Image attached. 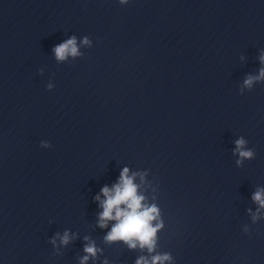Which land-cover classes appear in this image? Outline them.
Listing matches in <instances>:
<instances>
[{
	"label": "clouds",
	"instance_id": "1",
	"mask_svg": "<svg viewBox=\"0 0 264 264\" xmlns=\"http://www.w3.org/2000/svg\"><path fill=\"white\" fill-rule=\"evenodd\" d=\"M121 3H127V0H120ZM83 46H89L90 40L84 37L80 42ZM55 58L59 62L65 61L69 56L75 58L82 53L79 50L77 38L70 37L64 42L53 48ZM261 64H264V53L259 57ZM264 80V67L259 70L256 76L249 75L244 80V86L251 88L256 81ZM52 87L51 84L48 85ZM236 148L234 154H238L239 159L237 165H241L245 159H253L254 152L246 149V141L243 138L235 141ZM41 147L50 148L51 144L47 141H41ZM139 175L143 180V174L132 173L129 175V169L123 168L120 172L119 179L111 187L105 185L101 188L100 193L96 195L95 200L99 203L102 211L98 214V226L100 228L108 227L110 221H115L111 230L104 237L106 242L123 241L130 249H136L139 245L140 249H147L148 253H153L156 248V233L162 227V224L153 226L159 215V210L155 205H146L145 197L138 194V185L134 183L135 177ZM252 199L258 204L257 214L260 209H264V189H257ZM251 212V210H249ZM257 214H253V219L257 218ZM61 244L67 245L70 240L68 232L59 237ZM87 240L88 238L85 237ZM55 239L52 243L55 244ZM98 249L94 242H89L84 247L87 254L81 258V264H87L89 257H95ZM171 256L167 253L156 254L151 256L149 260L145 256H141L136 260V264H164L170 261Z\"/></svg>",
	"mask_w": 264,
	"mask_h": 264
}]
</instances>
